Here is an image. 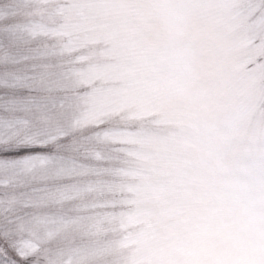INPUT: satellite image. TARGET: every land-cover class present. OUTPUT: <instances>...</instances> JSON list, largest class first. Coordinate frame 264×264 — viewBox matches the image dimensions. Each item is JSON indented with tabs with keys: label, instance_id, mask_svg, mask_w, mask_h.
I'll use <instances>...</instances> for the list:
<instances>
[{
	"label": "snow or ice",
	"instance_id": "obj_1",
	"mask_svg": "<svg viewBox=\"0 0 264 264\" xmlns=\"http://www.w3.org/2000/svg\"><path fill=\"white\" fill-rule=\"evenodd\" d=\"M0 264H264V0H0Z\"/></svg>",
	"mask_w": 264,
	"mask_h": 264
}]
</instances>
